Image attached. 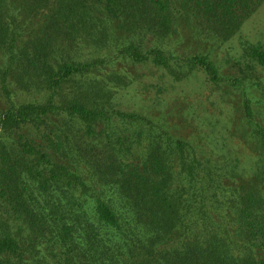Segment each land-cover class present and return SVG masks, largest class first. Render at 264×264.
I'll return each mask as SVG.
<instances>
[{
    "label": "trees",
    "instance_id": "trees-1",
    "mask_svg": "<svg viewBox=\"0 0 264 264\" xmlns=\"http://www.w3.org/2000/svg\"><path fill=\"white\" fill-rule=\"evenodd\" d=\"M182 1L224 39L264 2ZM23 2L0 0V89L10 101L0 113V264H264L261 126L255 149L263 164L239 184V158L206 155L159 117L115 100L139 77L122 63L153 62L177 80L193 69L222 79L207 55L183 58L157 46L172 28V0ZM38 11L44 19L26 36ZM136 32H151L156 44L130 40ZM122 33L128 40L112 48ZM84 46L98 54L72 55ZM248 48L264 66V46ZM9 77L44 87L46 99L17 104ZM26 126L41 128L40 142L18 132Z\"/></svg>",
    "mask_w": 264,
    "mask_h": 264
},
{
    "label": "rangeland",
    "instance_id": "rangeland-1",
    "mask_svg": "<svg viewBox=\"0 0 264 264\" xmlns=\"http://www.w3.org/2000/svg\"><path fill=\"white\" fill-rule=\"evenodd\" d=\"M23 3V0H16V5L26 7ZM171 9L172 28L166 38H160L157 46L161 45L183 58L196 54L207 55L216 64L222 79L214 82L202 69H193L186 77L177 80L153 62L136 65L122 63L129 71L136 69L139 77L127 87H121L115 100L123 109L135 110L153 118L159 117L161 122L170 126L168 129L175 137L193 142L197 149L203 148L206 155L215 153L216 156L233 160L239 158L240 164L235 166L239 174L235 181L240 184L241 176L250 181L254 178L257 166L263 164L259 163L255 148L259 146L256 125L259 124L264 130V66L252 57L248 46H264V2L229 39L209 32L205 22L195 15L194 10L185 6L182 0H172ZM20 12L26 14L24 9ZM36 14L27 25L26 36L36 32L44 19L39 11ZM112 39L110 45L115 49L128 40L124 33ZM129 39L141 42L144 48L152 47L157 42L156 35L151 32L146 35L136 32ZM92 48L84 46L83 50L72 55L82 60L93 59L90 54L98 53L95 47ZM110 53L108 51V55ZM8 86L11 89L9 94L17 104L42 103L48 95L44 87L25 88L12 77L8 78ZM77 87L72 84L64 89L69 95ZM248 99L253 122L248 121L244 109V101ZM9 106L8 95L1 88L0 113ZM18 132L39 142L42 139L41 128L26 126ZM94 140L91 138L88 141ZM241 182L245 183L242 179ZM231 183L228 181V185ZM13 224L15 228L21 226L20 223ZM37 246L38 251L45 249V245ZM38 251H32L30 257Z\"/></svg>",
    "mask_w": 264,
    "mask_h": 264
}]
</instances>
